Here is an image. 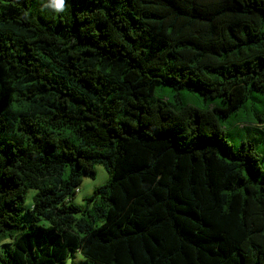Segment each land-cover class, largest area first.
<instances>
[{
    "label": "trees",
    "instance_id": "obj_1",
    "mask_svg": "<svg viewBox=\"0 0 264 264\" xmlns=\"http://www.w3.org/2000/svg\"><path fill=\"white\" fill-rule=\"evenodd\" d=\"M254 123L264 0H0V264H264Z\"/></svg>",
    "mask_w": 264,
    "mask_h": 264
},
{
    "label": "rangeland",
    "instance_id": "obj_2",
    "mask_svg": "<svg viewBox=\"0 0 264 264\" xmlns=\"http://www.w3.org/2000/svg\"><path fill=\"white\" fill-rule=\"evenodd\" d=\"M162 89L160 90L161 95ZM171 96L170 90H163V98ZM183 101L192 103L193 105H198L197 98L194 93L189 91L182 92ZM227 124V123H226ZM225 124V125H226ZM257 124V123H254ZM254 124H250L253 125ZM257 125H261L264 131V125L262 123H258ZM238 125L237 127L230 128L226 125V137L228 141L232 144L233 148H238L241 146L242 142L252 143L256 151L259 154V162L262 168L264 169V143L263 139H255L253 135L257 133L256 130H248L244 125ZM95 174L93 177L83 176L80 184L76 187L75 193L70 198V203L79 206L81 209H84L86 206L85 198L92 194L94 188L103 185L110 181L111 174L105 169V167L101 163H96L95 166ZM36 193L35 188H28L25 192L23 201L20 203V214L19 218L24 222H29V216L26 213V209L31 206L32 199L34 194ZM81 213H77L76 216H80ZM13 238L10 236H1L0 237V254H3L7 248L12 247ZM86 258L80 253L78 249H73L69 251L65 260L58 264H86Z\"/></svg>",
    "mask_w": 264,
    "mask_h": 264
},
{
    "label": "clouds",
    "instance_id": "obj_3",
    "mask_svg": "<svg viewBox=\"0 0 264 264\" xmlns=\"http://www.w3.org/2000/svg\"><path fill=\"white\" fill-rule=\"evenodd\" d=\"M55 8L57 11H62L64 8V0H55Z\"/></svg>",
    "mask_w": 264,
    "mask_h": 264
}]
</instances>
